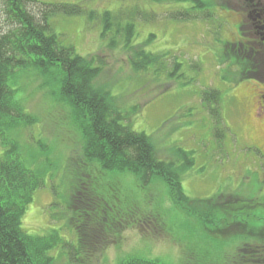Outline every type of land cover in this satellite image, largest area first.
<instances>
[{"label": "rangeland", "instance_id": "374dc122", "mask_svg": "<svg viewBox=\"0 0 264 264\" xmlns=\"http://www.w3.org/2000/svg\"><path fill=\"white\" fill-rule=\"evenodd\" d=\"M42 1L83 8L82 15L53 17L50 22L54 32L62 36L65 45L74 46L79 55L98 58L102 71L94 87L110 94L126 116L125 125L152 138L162 161L185 168L184 193L193 200L217 198L214 202L219 205L227 200L233 205L242 198L254 200L260 206H253L249 213L257 226L262 225L257 220L264 216V160L247 143L245 128L241 127L251 113L246 107L245 115L242 103L250 99L252 84L242 73L243 61L236 59L240 55L230 59L228 53L222 56L229 41L236 39V14L232 9L224 12L219 6L233 2L211 0L212 4L202 0L214 14L215 23L209 26L207 15L186 11L182 3L173 0ZM108 12L110 16L120 15L122 28L134 20L137 36L132 46L140 44L138 50L153 54L155 62L144 70H135L133 52L126 48L123 36L110 46L116 35L110 30L103 37L100 20ZM136 12L142 18L130 17ZM91 15L95 17L89 18ZM5 30L7 23L0 14V32ZM35 72L27 73L14 86L25 110L36 119L34 127L24 132L23 139L30 144L24 146L34 151L35 167L44 170L46 180L45 188L36 192L27 208L23 226L33 236L58 231L60 244L51 253L55 264H68L67 251L69 246L77 245V239L68 226L70 179L64 175L65 160L79 146L81 126L73 109L60 100L59 82L63 76L59 70L45 76ZM216 90L219 94L215 93L211 103L208 97L212 95L208 93ZM182 154H189L192 165L184 164ZM112 177L118 181L116 195L121 201L132 199L145 211H159L167 227L159 231L153 228L154 236L149 237L140 228L128 230L87 264H122L133 258L195 264L194 257L214 264L252 241L239 227H217L219 213H204V219H200L179 210L159 177L149 186L140 184L130 173L116 172ZM63 242L66 245H61Z\"/></svg>", "mask_w": 264, "mask_h": 264}, {"label": "trees", "instance_id": "16d2710c", "mask_svg": "<svg viewBox=\"0 0 264 264\" xmlns=\"http://www.w3.org/2000/svg\"><path fill=\"white\" fill-rule=\"evenodd\" d=\"M173 1L196 3L199 11L192 12L196 14H202L205 7L202 0ZM83 12L79 5L66 3L0 0V14L7 23V30L0 32V264L56 262L51 252L60 244L58 231L33 236L23 226L27 208L36 192L45 188L46 180L44 170L35 167L34 151L23 139L24 132L34 127L36 119L25 110L14 88L18 80L32 70L38 76H45L56 69L63 76L59 82L60 100L73 109L74 118L81 126L79 146L65 160L64 175L70 179L68 226L75 231L77 239V245L69 246L67 251L68 264H87L96 253L105 252L112 240H120L128 230L140 228L144 236L149 237L154 236L153 228L159 231L167 227L159 211L148 212L132 199L121 201L118 198V181L112 177L116 172L134 175L143 186H149L159 177L166 183L179 210L200 219H204V213L210 216L213 212L219 213L218 220L213 217L217 227H239L252 237V241H247L233 256L214 264H264V216L257 220L262 225L257 226L255 217L249 213L254 210L253 206L260 205L254 200L243 199L234 205L230 200L219 205L214 202L217 198L193 200L188 197L182 187L185 168L162 161L152 138L125 125L126 116L110 94L101 87H94L102 71L98 58L79 55L74 46L65 45L62 36L54 32L50 22L53 17H71ZM134 16L142 18L143 15L131 13L130 17ZM118 17L120 15L110 16L109 12L102 15L103 37L114 30L116 37L111 40L112 47L116 38L123 36L126 48L133 52L134 69H146L155 62L153 54L145 49L138 50L140 44L132 46L137 25L131 19L122 28ZM236 59L241 60L239 56ZM215 93L219 94L218 90L208 93L212 95L208 97L209 102L212 103ZM37 144L42 148L40 142ZM182 156L185 165H192L189 154ZM242 203L247 205L242 206ZM194 259L195 264H207ZM122 264L164 263L133 258Z\"/></svg>", "mask_w": 264, "mask_h": 264}, {"label": "flooded vegetation", "instance_id": "af4514ba", "mask_svg": "<svg viewBox=\"0 0 264 264\" xmlns=\"http://www.w3.org/2000/svg\"><path fill=\"white\" fill-rule=\"evenodd\" d=\"M230 1L233 2L231 4H234V8L226 1L219 7L224 12H229L232 9L236 14L237 36L233 41H229L232 51L228 52V46L226 51L225 48L222 51V56L228 53L230 59L238 54L243 61L242 73L252 84V94L246 103H242V106L245 107V115L246 107L251 108V113H248L245 123L243 122L241 127L245 128L244 134L248 137L247 143L264 160V0ZM210 2L213 4L211 0ZM182 7L186 11H199L197 4H192L189 1L182 3ZM201 11L207 15V25L215 23L211 7L205 6ZM211 31L210 28V34L216 40Z\"/></svg>", "mask_w": 264, "mask_h": 264}]
</instances>
